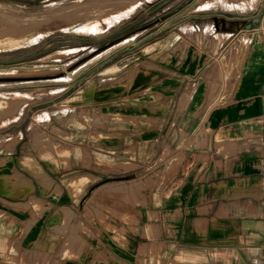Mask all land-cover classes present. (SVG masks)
Instances as JSON below:
<instances>
[{"label": "crops", "instance_id": "1", "mask_svg": "<svg viewBox=\"0 0 264 264\" xmlns=\"http://www.w3.org/2000/svg\"><path fill=\"white\" fill-rule=\"evenodd\" d=\"M257 14L249 8L252 22L221 14L197 24L206 31L199 40L191 30L174 31L156 41L173 52L132 53L124 60L140 61L124 70L85 64L61 86L52 117L19 112L0 130V139L12 135L0 148V264H264ZM130 37L121 45L138 42ZM27 118L43 127L28 131ZM120 174H141V196L119 197L118 183L102 194V184ZM88 190L96 205L113 206L102 209L104 218L85 212ZM70 246L92 256H71Z\"/></svg>", "mask_w": 264, "mask_h": 264}, {"label": "rangeland", "instance_id": "2", "mask_svg": "<svg viewBox=\"0 0 264 264\" xmlns=\"http://www.w3.org/2000/svg\"><path fill=\"white\" fill-rule=\"evenodd\" d=\"M262 4L261 0H0V42H22L10 49H0V130L7 125L13 126V122L19 120V112L26 111L28 114L31 110L30 113L33 111L36 115L40 114L41 120L52 117L59 108L57 104L64 96L61 86L71 80L74 72L85 64L93 62L91 69H103L109 65H117L115 68L121 70L130 68L140 61L124 60L132 53L146 56L163 49H166L167 53L173 52V45H157L156 41L164 36H171L174 31L189 33L191 30L199 40L206 31L195 25L201 26L205 21H220L221 14L224 15V20L225 16H228L230 21L252 22L247 15L249 8L259 9L257 17L261 19L258 25L264 30V13L260 12ZM206 6H209V9H205ZM207 10L211 13L209 16L206 15ZM243 16L246 18L243 19ZM63 17L80 21L67 30L51 28L52 22ZM100 19L110 22L107 31L98 33L85 29L90 22ZM160 25L164 26L160 31L139 41L157 30ZM18 26L22 28L15 29ZM17 32L21 36H17ZM135 32L137 33L133 35ZM130 36H135V41L138 42L134 45H121ZM84 45L87 47H83ZM191 46L194 47V44ZM184 48L183 45V51ZM108 53L113 56L104 62L101 58ZM33 92L38 93V98ZM12 114L15 118L6 124L5 121L9 120L8 116ZM28 123L29 118L25 120V124ZM43 124L39 121L30 123L28 131L35 127L40 130ZM178 127L179 125L171 122L170 134L175 130L177 133ZM27 134L28 132L24 131V139ZM10 137L12 135L8 134L1 137L0 148L7 145ZM130 180V189L126 192L123 185ZM116 183L119 184L114 192L116 195L123 198L132 197L134 200L141 196L142 185H145L141 174L115 175L102 184L105 187L102 194H107V187ZM86 194L88 196L85 212L90 217L98 216L102 219L106 216L102 209L113 208L109 204L96 205L92 191L88 190ZM117 208L124 210L129 207L118 204ZM85 223L89 225L88 222ZM88 228L92 232V229ZM76 239L82 242V245L88 243L83 236ZM84 249L78 253L74 246H70L71 256L90 259L92 253L88 247Z\"/></svg>", "mask_w": 264, "mask_h": 264}, {"label": "bare ground", "instance_id": "3", "mask_svg": "<svg viewBox=\"0 0 264 264\" xmlns=\"http://www.w3.org/2000/svg\"><path fill=\"white\" fill-rule=\"evenodd\" d=\"M79 14V13H78ZM77 15V14H76ZM84 15V14H83ZM97 15V14H96ZM90 16V15H89ZM66 17V16H65ZM75 18V17H74ZM81 18V17H80ZM80 21V19H75V20H71V18H64L63 19H58L54 22H52V24L50 25L51 28L52 27H59L60 29L62 30H67V29H70L72 27H74L78 22ZM48 26V27H50ZM87 26V24H86ZM12 27V25H11ZM15 27V26H14ZM110 27V22L107 20V21H104L102 19L98 20V21H93V22H90L88 24L87 27H85V29H89V31L93 32V31H97L98 33H103L105 31H107ZM22 27H19L18 28H15V29H21ZM13 29V28H12ZM51 30V29H50ZM7 32V31H6ZM13 32V31H12ZM90 33V32H89ZM17 36H21V34L19 32L16 33ZM22 44V42H17V41H9V40H6V41H2L0 42V49L3 50V49H10L12 47H16L18 45ZM72 53V52H71ZM23 104V103H22ZM8 120V119H7ZM5 121V123H8V121Z\"/></svg>", "mask_w": 264, "mask_h": 264}, {"label": "water", "instance_id": "4", "mask_svg": "<svg viewBox=\"0 0 264 264\" xmlns=\"http://www.w3.org/2000/svg\"><path fill=\"white\" fill-rule=\"evenodd\" d=\"M259 20V17H256L254 21H258ZM251 25V24H250Z\"/></svg>", "mask_w": 264, "mask_h": 264}]
</instances>
